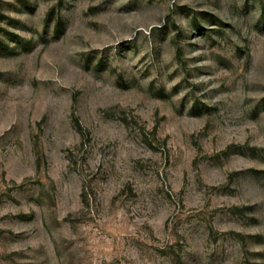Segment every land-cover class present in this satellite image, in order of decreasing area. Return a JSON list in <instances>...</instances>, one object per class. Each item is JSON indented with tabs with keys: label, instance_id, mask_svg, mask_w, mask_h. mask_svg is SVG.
Instances as JSON below:
<instances>
[{
	"label": "rangeland",
	"instance_id": "374dc122",
	"mask_svg": "<svg viewBox=\"0 0 264 264\" xmlns=\"http://www.w3.org/2000/svg\"><path fill=\"white\" fill-rule=\"evenodd\" d=\"M0 264H264V0H0Z\"/></svg>",
	"mask_w": 264,
	"mask_h": 264
}]
</instances>
